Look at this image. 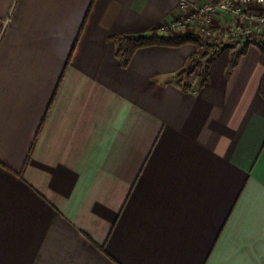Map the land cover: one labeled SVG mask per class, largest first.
<instances>
[{"label":"crops","instance_id":"1","mask_svg":"<svg viewBox=\"0 0 264 264\" xmlns=\"http://www.w3.org/2000/svg\"><path fill=\"white\" fill-rule=\"evenodd\" d=\"M183 1L0 0V264H264L259 46L116 57Z\"/></svg>","mask_w":264,"mask_h":264},{"label":"built area","instance_id":"2","mask_svg":"<svg viewBox=\"0 0 264 264\" xmlns=\"http://www.w3.org/2000/svg\"><path fill=\"white\" fill-rule=\"evenodd\" d=\"M218 16L228 17L229 26L222 36L215 33ZM161 36L178 38L196 35L205 42L221 43L239 39L260 44L264 38V0H203L196 4L183 1L177 18L161 28Z\"/></svg>","mask_w":264,"mask_h":264},{"label":"trees","instance_id":"3","mask_svg":"<svg viewBox=\"0 0 264 264\" xmlns=\"http://www.w3.org/2000/svg\"><path fill=\"white\" fill-rule=\"evenodd\" d=\"M114 43L118 44L116 49V57L120 61V65L123 68H127L136 54V52L143 48L152 46H170L178 47L187 43L195 44L202 52L193 57L189 62V66L186 70L178 74V79L182 83L188 77L194 75L196 78L195 87L198 90L204 88L209 82V68L210 62L216 58L222 51L221 44L217 42H205L202 38L196 35L182 36L178 38H164L157 34L150 35L148 37H129V36H117L111 39ZM261 50V63L264 67V47L262 44H257ZM245 52V49L241 51V54ZM238 56H234L231 60L229 71L233 70L237 64ZM184 91H191L192 87L188 85L182 86ZM260 96L264 97V76L260 83Z\"/></svg>","mask_w":264,"mask_h":264},{"label":"water","instance_id":"4","mask_svg":"<svg viewBox=\"0 0 264 264\" xmlns=\"http://www.w3.org/2000/svg\"><path fill=\"white\" fill-rule=\"evenodd\" d=\"M262 46L264 47V39L261 41Z\"/></svg>","mask_w":264,"mask_h":264},{"label":"rangeland","instance_id":"5","mask_svg":"<svg viewBox=\"0 0 264 264\" xmlns=\"http://www.w3.org/2000/svg\"><path fill=\"white\" fill-rule=\"evenodd\" d=\"M234 40H239V39H234ZM239 41H241V40H239ZM210 42H214L213 40L212 41H210ZM220 44V43H219Z\"/></svg>","mask_w":264,"mask_h":264}]
</instances>
